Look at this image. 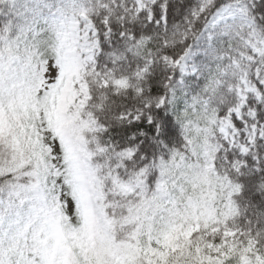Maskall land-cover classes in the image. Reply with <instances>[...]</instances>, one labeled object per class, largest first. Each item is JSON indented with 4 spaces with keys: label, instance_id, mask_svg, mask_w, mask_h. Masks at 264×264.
Listing matches in <instances>:
<instances>
[{
    "label": "snow or ice",
    "instance_id": "obj_1",
    "mask_svg": "<svg viewBox=\"0 0 264 264\" xmlns=\"http://www.w3.org/2000/svg\"><path fill=\"white\" fill-rule=\"evenodd\" d=\"M0 264H264V0H0Z\"/></svg>",
    "mask_w": 264,
    "mask_h": 264
}]
</instances>
